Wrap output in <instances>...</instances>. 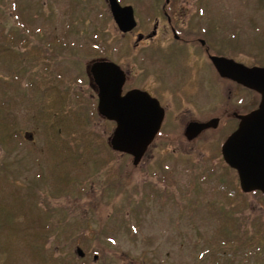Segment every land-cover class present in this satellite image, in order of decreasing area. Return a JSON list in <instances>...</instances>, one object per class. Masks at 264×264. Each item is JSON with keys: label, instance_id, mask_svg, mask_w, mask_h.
Instances as JSON below:
<instances>
[{"label": "rangeland", "instance_id": "1", "mask_svg": "<svg viewBox=\"0 0 264 264\" xmlns=\"http://www.w3.org/2000/svg\"><path fill=\"white\" fill-rule=\"evenodd\" d=\"M82 1L14 0L13 8L3 9L19 38L7 44L0 36V264H264L261 252L245 251L243 236L239 247L233 237L229 241L225 228L228 219L241 231L264 225V194L243 192L222 155L233 118L190 140L186 127L202 103L175 99L162 134L137 165L112 149L116 126L98 113L89 68L101 55L119 61L128 41L114 28L105 0ZM209 3V39L216 49L264 66V0ZM23 40L46 59L33 64ZM182 54L170 59L180 61ZM174 65L169 70L185 71ZM46 66L52 68L50 86ZM202 76L211 81L200 84L201 94L212 87L214 101V75L206 70ZM58 88L71 92L66 101ZM50 96L57 99L49 104L53 111L71 116L62 135L36 124L39 108L48 106L43 97ZM235 98L212 105L210 116ZM119 167L130 173L132 185L113 187Z\"/></svg>", "mask_w": 264, "mask_h": 264}, {"label": "flooded vegetation", "instance_id": "2", "mask_svg": "<svg viewBox=\"0 0 264 264\" xmlns=\"http://www.w3.org/2000/svg\"><path fill=\"white\" fill-rule=\"evenodd\" d=\"M105 1L109 7L112 17L111 21L115 25L114 28H116L122 40H127L128 42L126 45L122 44L120 51H125V54L119 61L113 60L109 56L101 55L94 62L111 61L120 66L124 72L123 95L133 90H141L149 93L159 101L164 110V119L155 139L162 134L170 103L175 99L182 101L184 104L198 105L202 103L198 105L200 109L192 113L193 118L190 123H207L217 119L219 126L222 119L226 121V117L233 118L231 121L233 131L230 135L239 127L242 116L251 113L259 107L262 99L261 94L239 82L236 77L235 79L229 76H222L217 63L212 59L213 57L225 58L249 68L264 67L257 64H245L216 49L217 45L209 39L212 36V30L208 28L209 18H207L210 14V0H118L119 4L126 8V17L124 18L128 21L127 25L129 27L126 30L119 26L113 16L109 0ZM81 3L85 4V1L81 0ZM219 44H225V42L223 41ZM128 47L130 49L132 47L131 51L136 53V59H133L131 54H128L131 53L130 50H127ZM118 49H115V51L117 52ZM111 50L114 49L112 48ZM177 51H182L183 57H181L180 61H177V59L171 60L170 58L174 57L171 53ZM137 61L141 65L139 70H137ZM133 62H135L134 68H132ZM153 63L157 65L154 66ZM174 63L185 71L169 70L170 68H175ZM228 68L233 69H226L228 71L227 74L236 73L238 75L240 73L238 71L242 70L237 67L234 69V66ZM206 70L213 73L217 82L218 93L215 95L214 101H210V89L212 87L204 89L203 94H201L200 84L206 83L209 85L211 81L209 78L202 76V72ZM90 82L92 87L97 90V103L99 104V88L92 75L90 76ZM244 94L245 97L250 94L246 98V104L244 103ZM235 95L236 98L232 102L231 107L226 108L225 106L220 110V114L214 117L210 116L214 104L223 105L221 103L223 99L228 103ZM200 98H202L203 102L197 103ZM200 112H205V115L207 113L208 116L206 115L205 118L195 117L199 116L198 113ZM106 119L114 122L116 126L114 120ZM216 128L206 129L201 134Z\"/></svg>", "mask_w": 264, "mask_h": 264}, {"label": "water", "instance_id": "3", "mask_svg": "<svg viewBox=\"0 0 264 264\" xmlns=\"http://www.w3.org/2000/svg\"><path fill=\"white\" fill-rule=\"evenodd\" d=\"M109 5L119 26L123 30L128 29V21L124 18L126 8L118 0H109ZM212 59L222 76L236 77L239 82L261 94L259 107L241 117L237 130L224 142L222 155L225 162L237 171L243 192L260 191L264 194V67L249 68L225 58ZM227 66L242 70L238 71V75L227 74L226 69H233ZM89 72L99 88V113L116 122L110 140L112 149L131 155L133 165H137L161 128L163 108L157 99L141 90L123 95L124 72L114 62H93ZM217 126V119L207 123L192 122L187 127L186 136L192 140L204 130ZM78 253L81 257L85 255L81 248H78Z\"/></svg>", "mask_w": 264, "mask_h": 264}, {"label": "trees", "instance_id": "4", "mask_svg": "<svg viewBox=\"0 0 264 264\" xmlns=\"http://www.w3.org/2000/svg\"><path fill=\"white\" fill-rule=\"evenodd\" d=\"M5 1H8L9 4L5 5L4 1L0 0V19L5 18V21H7V22H3V23L8 24L9 15L7 13H5L4 8H10V7L13 8V5L15 6L17 2H14V0H5ZM1 6H5V7H1ZM16 29L17 28L15 25H11V22H9V24L7 26H2V29H0V36L4 37L3 39H6L9 42V43H7V41H5L7 44H12V43L17 42L19 35L15 33V32H17ZM8 33L12 34V36H9ZM15 34H16V36H15ZM24 42H25V45H24L25 49L28 51L32 50L31 52H26V54H27V58L30 61H32L33 64L39 65L40 63H42V61H44V59H46L44 57V55L41 53L42 49H40L38 47H34L33 42L31 40H27V42L26 41H24ZM10 47H13V46H10ZM41 47L43 48L44 46L41 44ZM45 63L49 64V62H45ZM44 70H45L44 80L46 81L45 82L46 86H50L52 84V82H49L48 78L52 77V76H50L52 68H50L49 66H46V67H44ZM52 80L56 81V77ZM64 89L65 90H63L62 88H58L57 93H58V97L61 96V101H63L62 99H65V101H66L67 98L70 96V93H71V92L68 93V89H66V88H64ZM34 95L35 94H33L32 96H34ZM30 96H31V94H30ZM35 97H37V96L35 95ZM43 98H44L43 100L46 102V104L48 103L47 104L48 106H44V107L42 106V108H39L38 114L41 116L37 117V121H38L36 123L37 126H40V124L42 123L44 126H46L47 131H53V133H55V134L61 133V135H62L63 133L60 130H62L63 127L67 131L70 128V123H68L66 121V120H69V118H71L70 114L68 113L67 110L62 112V113H58V112L53 111L51 109L52 106L49 104L53 100L55 101V99H56L55 97L51 98V96H50V97H46V98L43 97ZM39 101L40 100H38V102ZM34 102H35V98H34ZM65 108L67 109V107H65ZM71 113H75V111L72 110ZM60 122L62 124H59ZM0 125H2V120H0ZM65 157H66V155H65ZM65 157H63V159ZM117 170H118V172L120 171L121 173H117V176L114 180L115 182L113 183V187H117V188L121 187L122 188L125 186L127 187V186L132 185L130 173L127 171V169L121 170V168L119 167ZM1 225H2V223H1V217H0V226ZM225 225H226L225 228L228 227V231L230 233L229 241L232 240V237H233L235 239V244H237L239 247V246H241V244L243 243V240H244V242L246 241L244 244L246 246L245 251L249 252L250 249H252V250L255 249L257 252L259 251V252H261V254L264 255V225L260 224L259 227L257 225H255L252 228H249V227L246 228L245 227V229L243 231H241V227L237 226V224L235 222L232 225L230 219H228V221L225 223ZM242 236H243V240H242ZM232 243L233 242H231L230 244L233 245ZM252 252H254V251H252ZM53 262L54 261H52L50 263V260H45L43 264H53Z\"/></svg>", "mask_w": 264, "mask_h": 264}]
</instances>
